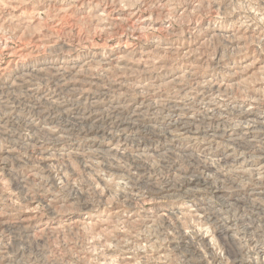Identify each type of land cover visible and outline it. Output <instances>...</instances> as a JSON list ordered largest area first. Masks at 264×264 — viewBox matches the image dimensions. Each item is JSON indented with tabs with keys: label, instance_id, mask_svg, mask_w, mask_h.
I'll return each mask as SVG.
<instances>
[{
	"label": "rangeland",
	"instance_id": "rangeland-1",
	"mask_svg": "<svg viewBox=\"0 0 264 264\" xmlns=\"http://www.w3.org/2000/svg\"><path fill=\"white\" fill-rule=\"evenodd\" d=\"M251 96L254 114L264 116V0H0V264H98L101 257V264H214L203 243L194 251L182 232L195 240L199 227L213 232L223 224L255 249L251 232L264 230V219L241 216L244 205L257 206L247 198L257 179L239 170L241 161L264 158V128L243 125L239 115ZM208 97L215 107L200 100ZM193 112L194 119L186 118ZM120 122L131 124L130 131L107 133ZM168 126L200 136L224 131L234 140L203 151L200 140L167 135ZM85 135L117 152L88 161ZM136 158L148 165L140 174ZM115 165L148 197L179 182L178 170L207 172L225 189L211 198L214 220L158 217L159 204L142 213L144 204L115 187L109 173ZM175 202L169 213L190 203ZM115 209L138 214L122 222ZM88 213L93 219L69 223ZM96 219H103L100 227ZM211 243L229 264L231 253L217 239ZM157 251L163 256L156 259Z\"/></svg>",
	"mask_w": 264,
	"mask_h": 264
},
{
	"label": "bare ground",
	"instance_id": "bare-ground-1",
	"mask_svg": "<svg viewBox=\"0 0 264 264\" xmlns=\"http://www.w3.org/2000/svg\"><path fill=\"white\" fill-rule=\"evenodd\" d=\"M146 18V17H145ZM145 18L140 19V21H144L146 20ZM137 19V18H136ZM138 21V22H140ZM243 22V21H242ZM245 23V22H244ZM245 26V25H244ZM250 26V25H249ZM137 27V26H136ZM135 28V27H134ZM246 28V27H245ZM133 29V28H132ZM139 29V28H137ZM141 29V28H140ZM139 29V30H140ZM136 30V29H135ZM137 30V31H139ZM134 31V30H132ZM251 31V30H248ZM245 33V32H244ZM249 34V33H248ZM161 49V48H160ZM68 53V52H67ZM121 55V54H120ZM121 57V56H120ZM262 59V58H261ZM97 60V59H96ZM104 61V60H103ZM114 62V61H113ZM115 63V62H114ZM48 64V63H47ZM117 65V64H114ZM193 65V64H192ZM191 65V66H192ZM119 66V65H118ZM121 66V65H120ZM69 67V66H68ZM95 67V66H94ZM103 67V66H102ZM71 68V66H70ZM72 69V68H71ZM81 69V68H80ZM87 69V68H86ZM105 69V68H104ZM120 69V68H119ZM189 69V68H188ZM101 70V69H100ZM64 71V70H63ZM79 71V70H78ZM95 71V70H94ZM82 74V73H81ZM28 76V75H27ZM110 76V75H108ZM24 77V76H23ZM175 77V76H174ZM29 78V77H28ZM40 78V77H39ZM71 78V77H70ZM80 78V77H79ZM95 78V77H94ZM110 78V77H109ZM93 79V78H92ZM76 80V79H75ZM82 80V79H81ZM97 80V79H96ZM34 81V80H33ZM41 81V80H40ZM90 81V80H89ZM94 81V80H93ZM177 81V80H176ZM180 81V80H179ZM84 82V81H83ZM99 82V81H98ZM181 82V81H180ZM39 83V82H38ZM102 85V84H101ZM73 86V85H72ZM77 86V85H76ZM86 86V85H84ZM106 86V85H105ZM128 86V85H127ZM172 86V85H171ZM219 85H217V90L220 92L221 89L220 87H218ZM223 86V85H222ZM70 87V86H69ZM78 87V86H77ZM108 87V86H107ZM156 87V86H155ZM180 87V86H179ZM182 87V86H181ZM68 88V87H67ZM75 88V86H74ZM83 88V87H82ZM87 88V87H86ZM90 88V87H89ZM113 88V87H111ZM216 88V87H215ZM54 89V88H53ZM59 89V88H58ZM65 89V88H64ZM187 89V88H186ZM68 90V89H66ZM96 90V89H94ZM184 90V89H183ZM213 90V89H212ZM211 90V92H212ZM82 91V90H81ZM99 91V90H98ZM59 92V91H58ZM123 92V91H122ZM139 92V91H138ZM186 91H184L185 94ZM223 92L224 89H223ZM60 93V92H59ZM101 93V91H100ZM73 94V93H72ZM103 94V93H102ZM128 94V93H126ZM32 95V94H31ZM71 95V94H70ZM181 95V94H180ZM192 95V94H191ZM190 95V96H191ZM119 96V95H118ZM202 96V95H201ZM103 97V96H102ZM129 97V96H128ZM200 97V96H199ZM213 97V96H212ZM221 97V96H219ZM67 98V97H66ZM192 98V97H190ZM198 98V97H197ZM196 98V99H197ZM209 98V97H208ZM200 98V100H202L209 109L215 107V103L213 101L212 98ZM223 98V97H222ZM124 99V98H123ZM179 99V98H178ZM224 99V98H223ZM72 100V99H71ZM142 100V99H141ZM51 101V100H50ZM79 101V100H78ZM99 101V98H98ZM148 101V100H147ZM174 101V100H173ZM179 101V100H177ZM194 101V100H193ZM229 101V100H227ZM58 102V101H57ZM151 102V101H150ZM200 102V101H198ZM196 101V104L198 103ZM256 102V98H254L253 96L249 97V99L243 100L242 101V111L240 112V118H242L243 122L246 125L247 123H250L251 126L255 127V126H259L264 128V116L261 115H255L254 114V104ZM148 103V102H147ZM235 103V102H234ZM66 104V103H65ZM127 104V103H126ZM194 104V103H193ZM220 104V103H219ZM218 104V105H219ZM49 105V104H48ZM121 105V104H120ZM154 105L155 102H154ZM192 105V104H191ZM109 106V105H108ZM190 106V105H189ZM188 106V107H189ZM203 107V106H202ZM17 108V107H16ZM31 108V107H30ZM57 108V107H56ZM173 109H180V105L177 104L176 102H174ZM196 108V107H195ZM198 108V107H197ZM206 108V109H208ZM66 109V108H64ZM148 109V108H147ZM200 109V108H199ZM208 109V110H209ZM137 110V109H136ZM202 110V109H201ZM37 111V110H36ZM78 112V111H77ZM175 112V111H174ZM179 112V111H178ZM71 113V112H70ZM123 113V112H122ZM128 113V111H127ZM140 113V112H139ZM181 113V112H180ZM131 114V113H130ZM168 114V113H167ZM171 114V113H170ZM173 114V113H172ZM192 114V115H191ZM189 116H186V118H191L194 119L197 114L196 113H191ZM203 114V112H202ZM38 115V114H37ZM70 115V114H69ZM77 115V114H76ZM79 115V114H78ZM77 115V116H78ZM81 115V114H80ZM135 115V114H134ZM174 115V114H173ZM178 115V113H177ZM182 115V114H181ZM212 115V114H211ZM68 116V115H67ZM75 116V115H74ZM201 116V115H200ZM44 117V116H43ZM108 117V116H107ZM208 116H206V113H204L203 118H206ZM106 118V116H105ZM104 118V119H105ZM129 118V117H128ZM152 118V117H151ZM75 119V118H74ZM72 119V120H74ZM91 119V118H90ZM94 119V118H93ZM115 119V118H114ZM130 119V118H129ZM127 121H130V120ZM176 119V118H175ZM178 119V118H177ZM122 120V119H121ZM124 120V119H123ZM126 120V119H125ZM146 120V119H145ZM170 120V119H169ZM77 121V120H76ZM138 121V120H137ZM134 121V122H137ZM150 121V120H149ZM176 121V120H175ZM175 121H173V123H175ZM72 122V121H71ZM132 122V121H131ZM172 122V121H171ZM177 122V121H176ZM239 122V120L237 121ZM241 122V121H240ZM92 123V122H91ZM90 123V124H91ZM172 123V124H173ZM179 123V122H178ZM197 123V122H196ZM70 124V123H69ZM75 124V123H73ZM83 124V123H82ZM81 124V125H82ZM99 124V123H96ZM141 124V123H140ZM145 124V123H144ZM166 124V123H165ZM237 124V123H236ZM79 125V124H78ZM87 125V124H86ZM94 125V124H93ZM115 125V124H114ZM143 125V122H142ZM154 125V124H153ZM179 125V124H178ZM206 125V124H205ZM219 125V124H218ZM238 125V124H237ZM242 125V126H243ZM45 126V125H44ZM70 126V125H69ZM72 126V125H71ZM76 126V125H75ZM89 126V125H87ZM116 128L115 130H111V129H107V133L110 134L111 136H113L116 133L119 134H123L125 135V131L129 130V128L132 126L131 124H127V122H120L117 125H115ZM146 127V125H144ZM180 126V125H179ZM194 126V125H193ZM196 126V125H195ZM222 127V126H221ZM228 127V126H227ZM100 128V127H99ZM147 128V127H146ZM209 129V127H207ZM223 128V127H222ZM252 128V127H251ZM2 129V128H1ZM81 129V127H80ZM113 129V128H112ZM142 129V128H141ZM256 129V128H255ZM62 130V129H61ZM149 131V129H147ZM165 130V129H164ZM202 130V129H201ZM234 130V129H233ZM258 130V129H257ZM130 131V130H129ZM22 132V131H21ZM20 132V133H21ZM61 132V131H60ZM77 132V131H76ZM157 132V131H156ZM162 132V131H161ZM15 133V132H14ZM59 133V132H58ZM57 133V134H58ZM69 133V132H68ZM74 133V132H73ZM153 133V132H152ZM165 133L169 136H171L172 138L176 139V140H200L201 146L203 151H206L212 144H218L219 142L225 140V141H232L234 140V138L231 137L230 134L225 133L224 131H211L210 133H205L204 135L200 136V134L198 135V133L195 131H190V130H186L183 127L180 128H173L172 126H168V128L165 130ZM230 133V132H229ZM65 134V133H64ZM75 134V133H74ZM78 134V133H77ZM145 134V133H144ZM235 134V133H234ZM51 135V134H50ZM60 135V134H59ZM69 135V134H68ZM72 135V134H71ZM129 135V134H128ZM146 135V134H145ZM261 135V134H260ZM2 136V135H1ZM54 135H52L53 137ZM66 136V135H65ZM83 136V135H82ZM94 136V135H93ZM93 136H88L85 135L84 140L89 142L91 146H89V143L87 144L88 147L85 148L84 150V155L86 154V156L88 157L87 159H89L88 161L92 160V161H96V162H100L103 160L104 158V153H116L117 151H115L113 148H105L103 147V145L100 142H96V139ZM138 136V135H136ZM74 137V136H73ZM110 137V136H109ZM143 137V136H142ZM60 138V137H59ZM72 138V137H71ZM82 138V137H81ZM119 138V137H118ZM262 138V137H261ZM55 139L58 140V138ZM65 139V138H64ZM152 139V138H151ZM240 139V138H239ZM264 139V137H263ZM60 140V139H59ZM258 140V139H257ZM194 141V142H195ZM249 141H253V140H249ZM263 141V140H262ZM192 142V141H191ZM256 142V141H255ZM230 143V142H228ZM252 143V142H251ZM250 143V144H251ZM254 143V141H253ZM242 144V143H240ZM255 144V143H254ZM173 145V144H172ZM258 145V144H257ZM256 145V146H257ZM262 145V144H261ZM29 146V145H28ZM32 146V145H31ZM227 146V145H226ZM251 146V145H250ZM110 147V146H109ZM24 149V148H23ZM256 149V148H255ZM10 150V149H9ZM79 150V149H78ZM144 150V149H143ZM251 150V149H250ZM257 150V149H256ZM31 151V150H30ZM151 152V151H150ZM31 153V152H30ZM54 153V152H53ZM77 155H82V153H78L77 151L74 152ZM245 153V152H243ZM122 155L124 154L123 152L121 153ZM138 154V153H137ZM140 154V153H139ZM142 154V153H141ZM259 154V153H258ZM195 155V154H194ZM252 155V154H251ZM8 156V155H7ZM46 156V155H45ZM120 156V155H119ZM139 156V155H138ZM143 156V155H142ZM249 156V155H248ZM115 157V156H114ZM130 157V156H129ZM134 157V156H133ZM137 157V156H136ZM244 157V156H242ZM254 157V156H253ZM256 157V156H255ZM258 157V155H257ZM2 158V157H1ZM52 158V157H51ZM119 158V157H118ZM140 158V157H139ZM249 158V157H248ZM247 158V159H248ZM252 158V157H251ZM120 159V158H119ZM195 159V158H194ZM132 160V159H131ZM214 160V159H213ZM241 160V159H240ZM9 161V160H8ZM154 161V160H153ZM168 161V160H167ZM255 161V160H254ZM144 162V161H143ZM140 159H133L132 161V165L134 168V173H138L140 174L148 165L143 163ZM162 163V162H161ZM195 163V162H194ZM169 164V163H168ZM237 164V163H236ZM212 165V164H211ZM111 168H109V170L111 172H109L112 176L113 182L115 187H120V189L122 188L126 197L130 200V201H136L137 203L140 204H144L141 212L146 214L148 212V210L152 207L155 208L154 206L158 205V207L160 206V208L157 210V214L158 217L159 216H165L168 214H171L172 217L173 216H177V215H187L192 217L194 220H196L197 222H202L199 225L204 224L206 221H213L215 216H214V205H213V199L211 200V198L214 197H219V195H222L223 193V189L221 186L217 185V180H213V176L208 174L207 172H202V173H197V174H193V171L189 170V169H183V170H178V175L181 178L179 182L177 183H169L168 185H166L165 188L162 189H153L152 193H153V197H148L147 193L145 190H142L137 187V186H133L132 183L127 182V180L125 179V176L128 175V173H124L121 169L120 166L115 165V166H110ZM159 167V166H158ZM234 167V166H233ZM9 169V168H8ZM174 169H179V168H174ZM239 170L240 171H245V172H251L253 175H255L257 181L255 183V186L253 188H251L250 193L248 195L247 198H249L248 202L251 203V205L257 204V206H252L251 209L247 210L246 206L244 205L243 208V212L244 213L241 218H247L249 216H254V221L258 222L262 219H264V202H262L261 196L264 195V187L261 186V184H263L261 182V180H259V178L264 177V158L260 157L257 161L255 162H246L245 161H241L239 162ZM215 171V169H214ZM159 172V171H158ZM241 172V173H242ZM176 173V172H175ZM216 173V171H215ZM160 174V173H159ZM176 175V174H174ZM215 175V174H214ZM131 177V176H130ZM105 177L100 178V182H104ZM132 178V177H131ZM99 179V178H98ZM134 179V178H133ZM1 180V179H0ZM73 180V179H72ZM170 181V180H169ZM177 181V180H176ZM264 181V180H263ZM150 182V181H149ZM165 182V181H164ZM253 183L255 181H252ZM165 185V184H164ZM141 187V186H140ZM161 187V186H160ZM101 188V187H100ZM71 189V188H70ZM77 189V188H76ZM121 189V190H122ZM223 189V190H222ZM110 190V189H109ZM72 191V190H70ZM83 191V190H82ZM116 191V190H115ZM52 192V191H51ZM93 194V193H92ZM101 194V193H100ZM123 194V193H122ZM149 194V193H148ZM200 195V196H199ZM72 196V195H71ZM93 196V195H92ZM199 196V198L196 197ZM184 198L187 199L188 201H190L189 206L183 204V205H176V210L171 211L170 213L168 212L170 207H168V204L170 202H175L177 201L178 198ZM82 198V197H81ZM229 197L226 196L223 200V203L225 205V207H229L231 208L232 203H230L231 201H229L228 199ZM126 199V198H125ZM205 199H208L207 201H205ZM223 199V198H222ZM87 201V200H86ZM181 201V200H180ZM58 202V201H57ZM135 202V203H136ZM247 202V203H248ZM50 203V202H49ZM176 203V202H175ZM162 204V205H160ZM46 205V204H45ZM152 205V206H151ZM249 205V204H248ZM149 208H147V207ZM242 206V205H241ZM31 208V207H30ZM70 208V207H69ZM84 208V207H83ZM145 208H147V211L145 210ZM33 209V208H32ZM173 209V208H172ZM35 210V208H34ZM185 210V211H184ZM78 214H80L81 210H77ZM146 211V213H145ZM91 212V211H90ZM89 212V213H90ZM52 213V212H51ZM86 214L84 217L79 216V218H68L71 222L69 223H76L78 222H86V220L91 219L93 216L92 214ZM120 210L119 209H115L112 214H116L118 215V217L120 218V220L122 222H131L134 221L133 218L135 217L137 213H130L129 215H123L122 213L120 214ZM149 213V212H148ZM27 216V215H26ZM30 216V215H29ZM72 217V216H71ZM178 217V216H177ZM162 218V217H161ZM174 218V217H173ZM176 218V217H175ZM31 219V218H30ZM43 219V218H42ZM93 219V218H92ZM136 219V218H135ZM82 220V221H80ZM103 220V219H102ZM97 221L96 219V223L94 224H98L99 227L101 226V222ZM151 220V219H150ZM247 220H250V218H248ZM91 222V221H90ZM104 222V221H103ZM93 223V222H92ZM174 223V222H173ZM210 223V222H208ZM223 223V222H222ZM88 224V223H87ZM151 224V223H150ZM221 225V224H220ZM250 225V224H249ZM178 226V225H177ZM176 226V227H177ZM219 226V225H218ZM54 227V226H52ZM217 227V225H216ZM234 227V226H232ZM180 228V226L178 227ZM246 228V227H245ZM250 228V227H249ZM114 229V228H113ZM127 229V228H126ZM203 229V227H202ZM202 229L196 230L197 232L195 233L196 235L194 237H192V239L194 238L195 240H191V236H189L185 231L182 232V239H184L185 243L188 244L186 246H191L192 249H194V251H197L195 248V244L197 242H202L205 250L208 251L207 254H210V257H212L211 261H213L214 264H222V259L219 256H215L214 252L211 250L210 248V244H212V241H216V239L218 240L219 244H221L224 247L225 252L229 255V253H231V261H229V264H264V230L260 229L258 226L256 228L252 229L254 230L253 232H251L252 234H255V238L257 241H259V243L255 244V249L252 250H248L246 249V247L243 246V244H241L237 237L236 234L233 232L231 225L228 224H223L222 227L220 228V230L218 231H203ZM211 230V229H210ZM130 232V231H129ZM210 232V233H208ZM109 233V232H108ZM181 235V234H180ZM239 236V235H238ZM216 238V239H215ZM263 238V239H262ZM215 239V240H214ZM261 239V240H260ZM103 240V239H102ZM189 240V241H187ZM108 243V242H106ZM105 244V243H104ZM107 245V244H106ZM112 245V244H111ZM213 245V244H212ZM115 246V245H114ZM213 247V246H211ZM141 248V247H140ZM143 248V246H142ZM201 248V246H200ZM108 249V248H107ZM123 249V248H122ZM223 250V251H224ZM229 252V253H228ZM124 253H126L124 251ZM220 253V252H219ZM118 254V253H117ZM222 254V253H221ZM109 255V254H108ZM205 253L204 254H199V259H201L200 261H202L203 257L206 256ZM163 256V254H161V251H157L156 253V259ZM224 256V255H222ZM114 258V257H113ZM209 258V257H208ZM108 259V258H107ZM123 259H129L128 257H125ZM225 259V258H224ZM228 258H226L227 260ZM112 260V259H111ZM124 260V261H125ZM225 260V262H226ZM158 261H160V259H158ZM110 262V261H109ZM104 263V258L101 257L100 261H98V264ZM122 263V262H120ZM124 264V263H123ZM154 264V263H153ZM200 264H203L200 263ZM204 264H209V263H204Z\"/></svg>",
	"mask_w": 264,
	"mask_h": 264
}]
</instances>
